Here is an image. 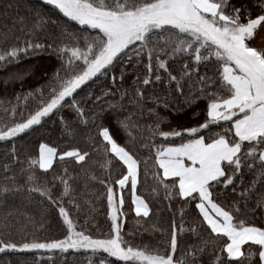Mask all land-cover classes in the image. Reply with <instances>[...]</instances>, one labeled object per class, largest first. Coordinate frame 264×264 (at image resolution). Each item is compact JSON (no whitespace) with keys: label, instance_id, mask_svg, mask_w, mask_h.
<instances>
[{"label":"snow or ice","instance_id":"1","mask_svg":"<svg viewBox=\"0 0 264 264\" xmlns=\"http://www.w3.org/2000/svg\"><path fill=\"white\" fill-rule=\"evenodd\" d=\"M42 3L56 10L55 18L32 9L29 17L13 20L14 26L22 25L19 31L24 33L23 39L16 36L9 43L16 28H0V71L6 72L0 76V88L7 96L10 86L20 85L14 99H0V144L5 146L0 152V208L8 197L27 193L31 198L39 194L58 211L66 234L58 239L29 238L28 228L35 227V218L10 208L0 218V254L42 253L48 254L49 260L59 256L61 264H83L82 255L88 264H113V258L124 264H206L207 254L211 256L210 264H264V226L255 224L257 212L264 215V46L253 44L264 31V0ZM11 8V3L4 6L6 15ZM68 22L80 28L73 30ZM45 53L55 55L59 61V67L51 74L32 64L24 70L7 71L24 60H39ZM173 63L180 65L176 74ZM37 71L42 74L37 76ZM109 74L112 84L116 85L119 79L121 86L131 76L132 86L123 90L117 87L115 92L101 86V95L93 101V108L99 106V110L86 112L85 104L94 94L77 97L90 83ZM29 78L43 83L24 91ZM156 86H162L164 91H157ZM117 93L119 100L115 99ZM29 102L33 107H29ZM204 102L203 122L162 130V125H171L185 113H191V119L198 121L204 110L197 109ZM65 108L72 110L85 128H95L94 135L88 132V141H102L105 161L101 168L108 170L109 175L98 179L85 172V176L105 189L111 221L105 238L76 230L77 224L64 202V197L74 190L75 179L67 168L53 176L51 184L37 175V168L48 173L57 157L83 165L91 153L74 148L58 154L56 148L40 143L38 156H33L26 145L16 144L42 126L46 118L56 117ZM109 113L125 137L123 145L115 138L112 123H105L110 119ZM145 116L150 123H142ZM59 119L66 131L71 128L63 115ZM222 122L229 127L213 131ZM157 136L173 143L157 147ZM177 139L181 143L175 144ZM145 148L155 153L152 195H159L162 189L169 202L167 210L173 213L170 240L165 242L163 252L159 246L154 250L131 246L122 235V193L126 186L130 185L136 216L149 217V204L137 194L138 153ZM113 157L121 166L115 179L110 171ZM57 186L63 190L59 199H53ZM177 199L181 201L179 226L173 204ZM193 204L201 224L197 226L193 221L185 228L184 216ZM21 214L27 222L17 227ZM204 226L214 238L203 236L200 229ZM14 228L23 233L22 239L12 238ZM154 230L162 235L166 232L156 226ZM182 234L191 238L183 240V247ZM222 237L227 242L220 245L218 240ZM246 244L248 250L242 251Z\"/></svg>","mask_w":264,"mask_h":264},{"label":"trees","instance_id":"2","mask_svg":"<svg viewBox=\"0 0 264 264\" xmlns=\"http://www.w3.org/2000/svg\"><path fill=\"white\" fill-rule=\"evenodd\" d=\"M11 3L12 8L10 12L6 15L4 12V6ZM32 9H39L50 15L53 19L56 16V10L52 9L51 6H46L42 3V0H0V28H16L14 36L10 39L9 43L13 42L16 36L24 38V33L20 32L19 29L22 27L19 23L15 26L13 25V20H19L21 17H29ZM73 30L79 29L80 26L75 25L74 22H68ZM87 32L95 35V31L88 29ZM45 33H41V36ZM2 43V42H0ZM37 65L38 69H46L49 74H51L57 67H59V61L55 55H48L47 53L42 55V58L37 60L35 58L22 61L20 64L10 66L7 71H20L27 68L28 65ZM173 69H175L173 74L178 72L180 65L172 64ZM42 73L37 71L36 75L39 76ZM6 75L5 71H0V76ZM117 77L119 72H116ZM39 83H43L41 80ZM39 83L36 82L35 78H29L27 81L24 91H28L32 87H38ZM101 86L115 92L117 87L121 90L124 88H130L132 86V77L128 76L123 85H120L119 79H117L116 85L112 84L111 74L107 77H101V79L95 83H90L83 92L80 93V97H87L89 94H94L93 99L87 101L85 104V111L89 109L93 111H98L99 106L93 108V101L95 96L101 95ZM157 91L163 92L162 86H156ZM152 90V86H149L148 91ZM20 91V85L17 83L14 86H10L7 91V96H5L4 90L0 88V99H14L15 93ZM119 94L115 96L116 100H119ZM113 97H108V101L111 102ZM102 103H104L102 101ZM127 105V100L124 101ZM29 107H33L32 102H29ZM106 107V105H105ZM204 110V113L199 117L198 121L191 119V113H185L180 115L177 119L173 120L171 125H162V130L168 131L172 127H176L177 124L184 126H194L199 122H203L206 117V102L200 104L199 109ZM131 110V109H130ZM59 115H63L64 121L71 128L67 131L65 130V124H62L59 119ZM110 119H106L105 123H112L113 131L116 133L115 138L117 141L123 145L125 143L124 135L119 132L114 123V118L112 114L109 113ZM151 120L145 116L142 123H150ZM99 125L100 121L96 122ZM229 127V125L221 123L220 127H213V131H219L221 128ZM95 134V128L91 125L85 128L77 120L76 114L65 108L61 114H58L52 119H45L42 126L38 127L36 131L29 132L23 139H18L16 144L26 145L29 152L33 156H38L39 144L46 143L51 147L57 149L58 154L65 151L72 150L74 148L82 149L83 151L91 153L87 163L83 165H77L73 160L60 161L57 159L54 161L53 168L49 170L48 173H43L37 168V175L40 177L41 181L47 180L49 184L52 183V178L55 175H60L63 173L64 169L67 168L70 175L74 176L75 179L72 181V188L74 189L69 197H64V202L66 207L71 213L73 221L77 224V231L85 230L86 234H91L93 237L105 238L110 233L111 221L107 216V200L104 196L105 189L96 180L88 179L85 176V172L89 176L94 175L98 179L104 178L109 175V171L101 168V165L105 161V156L102 151V141L97 139L95 144L86 139L88 132ZM75 132L76 134H73ZM135 135V133H134ZM156 146H167L173 143V141H165L160 137L155 138ZM175 144L181 143L179 139L174 141ZM100 149L97 151V149ZM5 150V146L0 144V152ZM140 158V175L138 183V195H141L145 201L149 204V217H137L135 212L132 210L133 206L131 204V188L130 185L126 186L123 191V196L125 198V204L123 207L124 216L122 218L123 228L122 235L127 244L134 247L144 248L147 246L149 250H154L159 246L160 251H165V242L170 240V224L173 217V213L167 210L168 201L164 199V192L161 189L159 195H152V189L155 186L152 180V174L156 171L155 161H154V151L150 152L148 149H141L138 153ZM113 162L111 165V175L112 178H118L117 173L121 171V166L116 162L115 158H112ZM145 161L147 163H145ZM162 174V173H161ZM58 183V182H57ZM239 183V181H237ZM62 186H57L53 191V199H59L60 193L62 192ZM239 191V189L237 190ZM227 192L231 193V188L227 189ZM121 193L117 191V196L119 197ZM71 201V203H69ZM231 201V196H229V202ZM223 202V201H222ZM174 212L176 217L177 225L180 223L179 206L181 201L178 199L173 202ZM78 206V207H77ZM10 208H16L19 213H26L29 217H34L36 221L35 227L31 225L28 228L29 238L37 237L39 239H58L62 238L66 234V226L63 224L62 218L59 216L58 211L53 210V208L48 204L46 199L39 196V194H33L31 198L27 196V193L19 194L17 196L8 197L7 203L3 208H0V218L3 214L8 212ZM19 216V225L17 227L23 226L27 221L24 215ZM13 223L16 221V217L13 218ZM184 219L185 228L189 226V223L195 222L197 226L201 224V218L198 217V213L195 210L194 204L186 211ZM43 224V230H40V226ZM256 226H264V215L257 212L255 219ZM154 226L166 230L165 234H161L160 231H155ZM205 238H214L210 233V230H206V226L200 229ZM23 233L18 232L16 228L12 229V238L16 240L22 239ZM190 235L182 234V247L183 240H190ZM227 242L226 237H222L218 240V243L222 245ZM248 245L242 246V251L248 250ZM170 250V249H168ZM179 257L180 253H176ZM226 257V254H224ZM70 258V257H69ZM80 259L83 264H88L85 256H81ZM211 256L205 255L204 261L206 264H210ZM8 261L9 264H22L23 261H28V264H61L59 256L53 260H49L48 254L42 253H7L0 254V262ZM113 264H124V262L117 261L113 258ZM239 264V262H236ZM258 264V261H257Z\"/></svg>","mask_w":264,"mask_h":264},{"label":"crops","instance_id":"3","mask_svg":"<svg viewBox=\"0 0 264 264\" xmlns=\"http://www.w3.org/2000/svg\"><path fill=\"white\" fill-rule=\"evenodd\" d=\"M262 37H264V31H261V33L256 36V39L253 41V44L255 46H264V39H262Z\"/></svg>","mask_w":264,"mask_h":264}]
</instances>
